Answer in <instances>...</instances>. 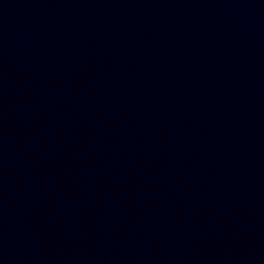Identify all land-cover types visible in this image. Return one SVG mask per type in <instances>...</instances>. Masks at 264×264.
I'll return each instance as SVG.
<instances>
[{"label":"water","instance_id":"obj_1","mask_svg":"<svg viewBox=\"0 0 264 264\" xmlns=\"http://www.w3.org/2000/svg\"><path fill=\"white\" fill-rule=\"evenodd\" d=\"M0 264H264V0H0Z\"/></svg>","mask_w":264,"mask_h":264}]
</instances>
